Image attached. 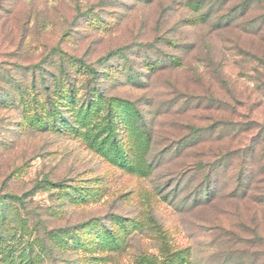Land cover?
<instances>
[{
  "label": "rangeland",
  "instance_id": "1",
  "mask_svg": "<svg viewBox=\"0 0 264 264\" xmlns=\"http://www.w3.org/2000/svg\"><path fill=\"white\" fill-rule=\"evenodd\" d=\"M9 249L264 264V2L0 0Z\"/></svg>",
  "mask_w": 264,
  "mask_h": 264
},
{
  "label": "trees",
  "instance_id": "2",
  "mask_svg": "<svg viewBox=\"0 0 264 264\" xmlns=\"http://www.w3.org/2000/svg\"><path fill=\"white\" fill-rule=\"evenodd\" d=\"M262 2H264V0H261ZM226 157H223V159H225ZM8 197V196H7ZM17 201H23V198L19 197V196H9ZM22 255H25V252L22 253ZM14 256V251L12 250H8L7 254L3 255V257L0 260V264H24L23 262H25L26 258L25 256Z\"/></svg>",
  "mask_w": 264,
  "mask_h": 264
}]
</instances>
